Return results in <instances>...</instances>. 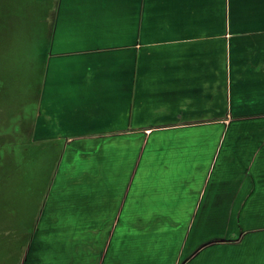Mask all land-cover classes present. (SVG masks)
Returning <instances> with one entry per match:
<instances>
[{
    "label": "crops",
    "instance_id": "0c3cea01",
    "mask_svg": "<svg viewBox=\"0 0 264 264\" xmlns=\"http://www.w3.org/2000/svg\"><path fill=\"white\" fill-rule=\"evenodd\" d=\"M50 13L35 136L65 138L45 197L59 178L73 191L56 221L43 204L24 258L144 264L110 251L109 233L229 215L225 241L176 263L264 264V225L244 222L253 198L264 218V0H53ZM96 140L103 167L80 147ZM194 242L181 251L207 243Z\"/></svg>",
    "mask_w": 264,
    "mask_h": 264
},
{
    "label": "rangeland",
    "instance_id": "374dc122",
    "mask_svg": "<svg viewBox=\"0 0 264 264\" xmlns=\"http://www.w3.org/2000/svg\"><path fill=\"white\" fill-rule=\"evenodd\" d=\"M45 1L0 0V260L7 257L0 264L15 263V255L11 259L8 246L14 245V240L24 234L22 231L30 228L35 211L40 213L46 203L45 220L56 221L60 217L59 211L63 209L60 206L61 200L73 191L68 184H60L59 178L58 184H53L51 189L57 193L48 199L45 197L48 192L44 194L45 187L48 185L47 189L51 188L58 172L65 138L61 135L53 139L35 136L39 86L42 84L46 63V23L51 15V7L48 6L50 3ZM92 142L91 145L89 142L80 147H85L86 152L93 157L98 155L99 163L94 166L103 167L106 165L107 155L101 146L102 141ZM92 149L99 152L90 151ZM68 154L71 160L73 153ZM66 165L69 163L64 158L59 174L67 172ZM82 173L86 174L84 171ZM259 203L257 198L250 200V210L244 216L246 229L264 225V218L256 214L255 206H259ZM142 218L140 226L149 227L143 222L156 219L150 223L155 224L150 228L161 230L109 233V239L113 240L110 251L123 256H138L144 264H175L178 259L182 263V259L187 258L186 255L193 256L204 246L225 241L228 230L236 223L235 216L229 215ZM44 234L38 233V239H42ZM89 240L94 241V237ZM89 240L87 241L90 243ZM144 240L149 241V248L143 246ZM122 241L125 249L116 248ZM166 241L170 243L166 245ZM182 241L207 243L184 252L181 249L186 245ZM26 249L27 247L17 264L35 263L31 259L34 256L32 250L24 258ZM87 250L91 252L96 248L91 246ZM152 257L157 261L151 263Z\"/></svg>",
    "mask_w": 264,
    "mask_h": 264
},
{
    "label": "trees",
    "instance_id": "16d2710c",
    "mask_svg": "<svg viewBox=\"0 0 264 264\" xmlns=\"http://www.w3.org/2000/svg\"><path fill=\"white\" fill-rule=\"evenodd\" d=\"M46 3H50V4H48V6L49 7H52V0L51 1H48V0H46L45 1ZM46 25H47V23H46ZM2 184V181H0V185ZM47 187H49L48 185L45 187V189H44V194L47 192V191H49L48 189H47ZM10 212V209H7V212ZM16 212V211H15ZM38 216H39V213H37V211H35V214H34V220H33V222H32V224H31V226H30V228H28V230L27 231H22V233H24L23 235H21V237L18 239V240H14L15 242H14V245H9L8 246V248L10 249L9 250V255L11 256V259H12V257L15 255V257H14V264H17L18 262H20V259H21V255H23V250L26 248V247H28V245H30V243H31V241L32 240H36V239H38V233H40L39 231H37V229H36V225H37V223H38ZM237 218V220H238V223L240 224L241 223V221H239L240 220V216H237L236 217ZM11 243H13V242H10V244ZM10 251H12V254H11V252ZM21 251V252H20ZM9 255H7V256H9ZM7 259V257H5V258H3V259H1L0 260V262L1 261H4V260H6Z\"/></svg>",
    "mask_w": 264,
    "mask_h": 264
}]
</instances>
